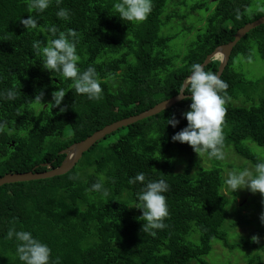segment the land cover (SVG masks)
Listing matches in <instances>:
<instances>
[{
    "label": "trees",
    "instance_id": "trees-1",
    "mask_svg": "<svg viewBox=\"0 0 264 264\" xmlns=\"http://www.w3.org/2000/svg\"><path fill=\"white\" fill-rule=\"evenodd\" d=\"M172 1L152 0V12L139 24L116 16V0H62L59 7L71 13L67 23L56 17L55 0L44 13L33 12L40 25L76 31L78 67L81 71L95 67L101 81L102 100L90 101L69 90L61 112L51 105L52 93L58 88L67 91L71 81L44 70L41 57L33 54L32 43L46 41L43 34L27 31L20 22L30 15L27 0H0V92H16L14 100H0V121L6 122L0 131V179L56 169L65 159L62 152L72 145L177 96L191 75L192 64H202L215 48L231 42L240 28L264 15L246 14L253 0H209V15L195 31L187 52L168 56L173 36L160 33L172 19L170 12L164 14ZM254 51L264 60V25L236 44L220 76L228 84L221 93L226 101L223 150H232L252 167L264 158L244 143L264 150V75L248 79L233 64L238 57L255 59ZM218 66V61H212L204 70L217 73ZM41 92L40 102L36 97ZM190 102L183 99L156 116L106 136L65 175L0 187V264H23L16 256L15 238L6 239L12 228L29 231L47 244L50 264H207L203 257L210 253L213 240L233 250L221 227L227 199H233L227 218V230L233 231L236 223L230 220V212L235 210L238 194H224L219 160L211 159L209 168H198L193 149L172 141L187 126L182 114ZM171 118L179 120L175 128L167 124ZM61 120L63 127L58 126ZM178 160L185 164L182 173L174 170ZM195 167L198 181L191 176ZM140 172L150 180L163 178L170 185L165 193L167 227L155 235L142 232V211L133 207L141 185H130L128 179ZM77 174L79 180L69 179ZM101 177L109 191L106 198L85 191ZM255 194L259 201L251 200L254 207L249 208L260 212L264 197ZM263 226H258L260 233ZM191 235L198 236V241L189 240ZM236 247L263 251L250 238H241ZM248 264L262 261L257 258Z\"/></svg>",
    "mask_w": 264,
    "mask_h": 264
},
{
    "label": "clouds",
    "instance_id": "clouds-1",
    "mask_svg": "<svg viewBox=\"0 0 264 264\" xmlns=\"http://www.w3.org/2000/svg\"><path fill=\"white\" fill-rule=\"evenodd\" d=\"M59 10L56 17L64 22H70L71 13L67 8L59 7L62 0H55ZM52 4V0H27L28 18L21 19V24L27 31L37 30L43 34L45 42L35 40L32 43V52L41 57L42 68L52 75L59 74L71 84L66 91L63 88L52 93V107L59 108L61 112L65 108L60 107L66 93L74 90L76 95H83L90 101L103 99V89L98 78L95 67L89 66L81 71L78 67L80 56L77 53V33L75 30L67 29L60 31L55 25H40L32 15L33 12L42 14ZM152 0H116L113 9L116 16L122 21L139 24L145 21L152 12ZM44 44V46H42ZM56 76V77H59ZM228 88V84L218 73L205 71L200 63L191 65V75L186 77L178 93H190L184 96L190 100L189 110L182 115L187 120V126L172 136L173 142L187 143L201 159L207 155L208 159L224 160V135L223 123L226 114L225 98L221 95ZM43 93L38 98L41 102ZM16 92L8 89L0 92V100H14ZM179 120L171 118L167 120L173 128ZM6 127V122L0 121V131ZM197 171L191 176L194 180L199 179ZM70 180L77 181L79 175L69 176ZM103 177L96 183L91 184L85 191L88 193H99L107 197L109 191L104 187ZM141 185L140 190L135 193V208L142 211V232L155 235L156 230L167 227L164 222L169 216L167 198L165 193L170 191V185L163 178L150 180L143 172L137 173L128 179V184ZM225 191L234 193L239 189H247L252 193H260L264 197V159L251 168L242 170H230L224 179ZM264 224V213L260 216ZM15 238L16 256L23 264H50L51 249L47 244L33 237L32 233L25 230L17 231L15 228L7 232L6 239ZM253 242H259L258 237H252Z\"/></svg>",
    "mask_w": 264,
    "mask_h": 264
},
{
    "label": "rangeland",
    "instance_id": "rangeland-1",
    "mask_svg": "<svg viewBox=\"0 0 264 264\" xmlns=\"http://www.w3.org/2000/svg\"><path fill=\"white\" fill-rule=\"evenodd\" d=\"M209 3V0H174L168 3L164 14L170 12L172 19L161 29L160 33L162 36H173V39L168 44V51L166 52L168 56L185 54L187 52L189 46L194 41L196 35L195 31L203 25L204 20L209 15L206 10V8L209 7ZM197 4L202 5V7L195 8ZM246 14L248 16L251 14L263 15L264 0H253ZM189 29L191 30V33H188ZM254 55L255 59L252 58L245 60L244 58L238 57L234 60L233 68L242 72L248 79L258 78L264 75V60L257 57L256 51H254ZM58 126L63 127L64 121H59ZM244 144L250 148V150L259 155L260 158H264V150L262 148L251 142H245ZM224 153L225 159L219 160L220 167L223 170L222 176L224 179L227 172L230 170H242L244 168L252 167L247 161L235 155L232 150L227 149ZM196 159L198 168L211 167V159H208L206 155L201 159L197 156ZM184 161H186V159H184ZM184 167L185 164L181 160L174 163V170L178 173H182ZM197 167L192 170L191 174L193 171H197ZM229 192L231 191H224V194L228 196ZM235 193L238 194V197L235 204H233L235 210L230 212V220L232 221V218H234L236 225H233V231L229 232L227 230V226L229 225L227 221L228 210L230 204L234 201L233 199H227L226 220L221 227L222 231L226 233L228 244L233 246L234 249L228 250L223 247L221 242L213 240L211 242L210 253L206 257H203V259L207 264H248V262L256 261L257 258H260L262 264H264V231L260 233V227H258L261 223L260 216L264 213V209L260 212H258V210L251 211L254 207L251 200H259L257 199L256 194L247 189H239L235 191ZM262 229L264 230V226ZM253 236L258 237L259 242L257 243L263 248V251H244L236 247L241 238L252 239ZM192 238H194L195 241H198V236L191 235L188 237L189 240Z\"/></svg>",
    "mask_w": 264,
    "mask_h": 264
},
{
    "label": "water",
    "instance_id": "water-1",
    "mask_svg": "<svg viewBox=\"0 0 264 264\" xmlns=\"http://www.w3.org/2000/svg\"><path fill=\"white\" fill-rule=\"evenodd\" d=\"M262 25H264V16L240 28L235 33L234 39L231 42L215 48V50L211 54L206 56L204 62L202 63L204 68L207 65H209L212 61H218L219 66H218L217 73L218 75L221 76L229 62L232 50L234 49L236 44L240 40H242L250 31ZM184 96H185L184 93L183 94L179 93L177 96L157 104L156 106H154L153 108H151L150 110L146 112H143L137 116H133L127 119L120 120L109 126H106L102 130L95 132L92 136L88 137L84 141L72 145L70 148L62 152V154L65 155V159L62 162V164L56 169H53V170H50L44 173L30 172V173H25V174H9L0 179V187L4 185H10V184H16V183H26V182L50 179L53 177L65 175L75 166V164L78 162V160L81 158V156L84 153H86L97 142L104 139L106 136H109L113 134L114 132H116L117 130L121 128H125L138 121L158 115L159 113L173 107L175 104L182 101L184 99L183 98ZM43 167H46V164Z\"/></svg>",
    "mask_w": 264,
    "mask_h": 264
}]
</instances>
